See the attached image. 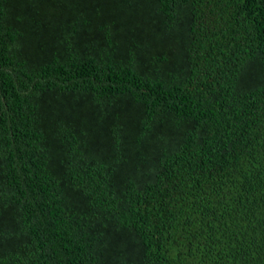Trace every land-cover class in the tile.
Returning a JSON list of instances; mask_svg holds the SVG:
<instances>
[{"label":"trees","instance_id":"obj_1","mask_svg":"<svg viewBox=\"0 0 264 264\" xmlns=\"http://www.w3.org/2000/svg\"><path fill=\"white\" fill-rule=\"evenodd\" d=\"M0 264H264V0H0Z\"/></svg>","mask_w":264,"mask_h":264}]
</instances>
